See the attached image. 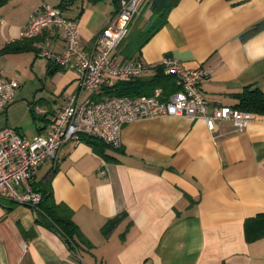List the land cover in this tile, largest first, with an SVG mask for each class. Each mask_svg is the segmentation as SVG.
<instances>
[{
    "label": "crops",
    "instance_id": "crops-1",
    "mask_svg": "<svg viewBox=\"0 0 264 264\" xmlns=\"http://www.w3.org/2000/svg\"><path fill=\"white\" fill-rule=\"evenodd\" d=\"M44 3L77 20L86 50L113 15L111 0L0 5V72L19 81L0 113V127H13L27 138L45 134L71 94L91 98L98 92L80 89L74 68L39 54L44 45L63 49L59 29L22 36L24 24ZM261 19L264 0H179L131 59L144 64L143 75L166 57L202 68L200 89L209 107L234 106L245 85L255 83L264 91V28L241 37ZM18 40L24 45L18 47ZM122 47L114 51L116 60H131ZM26 78L36 82L32 95L24 89ZM118 78L106 75L102 84ZM18 107L38 114V121L31 115V135L13 116ZM100 141L66 142L32 180L39 185L51 176L55 202L71 209L75 244L37 221L31 206H8L0 199V264H264V233L255 221L264 213V115L253 113L242 130L229 119L209 129L198 117L139 118L122 127L119 145Z\"/></svg>",
    "mask_w": 264,
    "mask_h": 264
},
{
    "label": "built area",
    "instance_id": "built-area-1",
    "mask_svg": "<svg viewBox=\"0 0 264 264\" xmlns=\"http://www.w3.org/2000/svg\"><path fill=\"white\" fill-rule=\"evenodd\" d=\"M143 0H126L95 37V45L86 50L80 44L76 19L63 15L59 6L44 3L27 20L22 36L36 37L43 28L59 29L64 36V46L55 51L46 45L39 54L50 63L74 68L82 90L97 91L105 76L131 77L141 74L144 64L137 59L119 62L114 51L127 35L132 19ZM165 74L175 75L178 88L163 96L159 90L150 95H113L101 99L81 98L71 94L51 118L45 134L33 138L21 135L10 126L0 127V199L35 207L41 193L32 186L35 171L47 160H55L63 144L79 141L83 134L103 142L120 144L122 127L139 118L163 115L202 118L209 129L224 119L242 130L253 118V113L230 105L209 107L200 89L205 76L202 68H187L175 58L163 59ZM19 81L0 72V113L13 100Z\"/></svg>",
    "mask_w": 264,
    "mask_h": 264
},
{
    "label": "trees",
    "instance_id": "trees-1",
    "mask_svg": "<svg viewBox=\"0 0 264 264\" xmlns=\"http://www.w3.org/2000/svg\"><path fill=\"white\" fill-rule=\"evenodd\" d=\"M5 1L0 0V5ZM124 1L126 0H111L113 5L112 14H115L119 10ZM178 1L143 0L141 2L140 6L143 3L141 14L146 9H149L150 15L146 24L142 27L138 26V21L130 24L127 35L121 41L123 43L121 51L124 58H134L136 52L140 51L142 45L164 24L168 12ZM262 28H264V19L257 21L245 29L241 33V37L246 38ZM24 38L27 39L28 37ZM23 43V40H18L16 45L21 47L24 45ZM156 88L161 89L163 95L169 94L178 88L175 76L165 74L162 66H157L149 75H143L141 73L137 76L118 78L110 84L103 83L97 90L98 92H93L95 94L91 98L98 100L113 95H150ZM235 95L238 98V103L234 107L264 115V91L256 86L255 83L245 85ZM81 139H85L93 145L101 143L98 138L91 135L83 134L80 136ZM48 177L45 179V182L39 185L32 183L33 188L41 193V200L35 207H32L35 212V219L56 231L69 246L74 245L76 242L73 236L75 223L71 218V209L64 203L55 202L51 187V176L49 175ZM1 202L8 206L14 203V201L5 198H1ZM255 221L259 224V228L262 231H260V234L264 233V213L258 214L255 217Z\"/></svg>",
    "mask_w": 264,
    "mask_h": 264
},
{
    "label": "rangeland",
    "instance_id": "rangeland-1",
    "mask_svg": "<svg viewBox=\"0 0 264 264\" xmlns=\"http://www.w3.org/2000/svg\"><path fill=\"white\" fill-rule=\"evenodd\" d=\"M142 5H143V3H142ZM142 5L139 7L138 13L134 16V18L132 19V22H131V24H132L133 22L138 21V26L139 27H142V26H144L146 24V22L148 20V15L150 13V12H148V10H146L144 13L140 14ZM31 72L34 75V72L32 70H31ZM34 77H35L34 79H36L35 81H37L40 84L41 81L39 79H37L36 75ZM35 83L36 82L33 83L32 81H29V79H27V78L25 79L23 85H24V89H26L28 95H32L33 92L35 91V86H36ZM15 112L16 113L13 114L15 119L17 118L18 119L17 121L20 120V122H22V125L24 126L27 134L31 135L32 132H34V130H35V125H34V122H33L34 120H33L31 115L33 114V116L37 119L36 121H38V119H39L38 118V114L34 110H33L32 114H30V112L28 110H26L24 107L16 108ZM34 136H32L30 138H33Z\"/></svg>",
    "mask_w": 264,
    "mask_h": 264
}]
</instances>
